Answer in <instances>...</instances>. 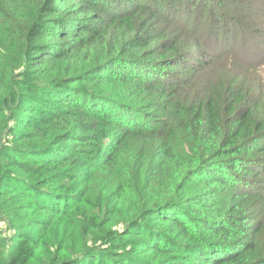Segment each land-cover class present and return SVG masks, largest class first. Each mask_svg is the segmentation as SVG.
<instances>
[{"label": "trees", "instance_id": "1", "mask_svg": "<svg viewBox=\"0 0 264 264\" xmlns=\"http://www.w3.org/2000/svg\"><path fill=\"white\" fill-rule=\"evenodd\" d=\"M263 71L264 0H0V264H264Z\"/></svg>", "mask_w": 264, "mask_h": 264}, {"label": "rangeland", "instance_id": "2", "mask_svg": "<svg viewBox=\"0 0 264 264\" xmlns=\"http://www.w3.org/2000/svg\"><path fill=\"white\" fill-rule=\"evenodd\" d=\"M262 74V73H261ZM262 78H263V80H264V71H263V74H262Z\"/></svg>", "mask_w": 264, "mask_h": 264}]
</instances>
